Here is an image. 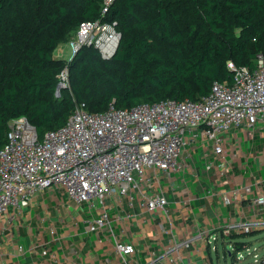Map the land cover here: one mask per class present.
I'll return each mask as SVG.
<instances>
[{
    "label": "built area",
    "instance_id": "obj_1",
    "mask_svg": "<svg viewBox=\"0 0 264 264\" xmlns=\"http://www.w3.org/2000/svg\"><path fill=\"white\" fill-rule=\"evenodd\" d=\"M115 1L103 0L100 17L80 23L66 42L68 50L58 46L68 53L66 59L83 47L96 48L104 59L114 57L122 33L118 22L107 16ZM228 67L233 82L215 81L199 100L166 99L132 108L117 107L113 101L101 112L79 103L64 126L42 139L26 116L13 119L8 141L0 149V219L15 218L48 189L64 191L75 205L88 202L92 208L102 203L99 216L85 221L86 231L94 233L98 243L112 240L120 264H189L185 250L193 245L201 251L198 243L206 242L217 251L219 237L226 243L233 234L264 231V55L258 54L253 66L229 61ZM69 77L66 66L58 75L57 96L69 87ZM197 154L217 183L230 173L237 175L236 169L242 182L234 180L231 187L219 191L214 205L222 232L216 234H207L194 215L189 187L178 191L176 205L187 209L186 220H194L192 234L181 238L163 180L172 181L175 173L189 171L198 176L190 164ZM183 181L187 186L186 178ZM107 199L122 206L127 199L130 207L137 200L155 219L161 217L152 241L140 243L138 236L131 237L130 222L116 232ZM165 218L170 226L164 225ZM233 243L234 258H245L238 248L243 241ZM72 251L82 257V245ZM209 261L214 264L211 254ZM251 264H264V259L255 255Z\"/></svg>",
    "mask_w": 264,
    "mask_h": 264
},
{
    "label": "trees",
    "instance_id": "obj_2",
    "mask_svg": "<svg viewBox=\"0 0 264 264\" xmlns=\"http://www.w3.org/2000/svg\"><path fill=\"white\" fill-rule=\"evenodd\" d=\"M102 2L0 0V149L20 116L42 139L79 103L101 112L113 101L121 108L196 101L215 81L233 82L229 61L253 66L264 55V0H116L107 16L122 33L113 58L94 47L55 56L81 22L100 17ZM66 66L70 85L57 96Z\"/></svg>",
    "mask_w": 264,
    "mask_h": 264
},
{
    "label": "crops",
    "instance_id": "obj_3",
    "mask_svg": "<svg viewBox=\"0 0 264 264\" xmlns=\"http://www.w3.org/2000/svg\"><path fill=\"white\" fill-rule=\"evenodd\" d=\"M56 49L55 56L67 57L65 52L61 51V47ZM190 164L197 170L198 176L189 171L186 175L175 173L172 181L163 180V185L167 188L166 198L170 202L168 207L179 236L185 238L194 231L193 218L186 220L184 216L187 214V209L176 205L175 202L177 201L176 193L185 190L186 187H189L194 197L192 201L194 215L203 229L207 230V234L222 232L217 226L219 219L216 216L214 204L219 202V191L231 187L234 180L242 182V177L236 169L237 175L230 173L223 177V182L217 183L214 174L204 170V161L200 154L196 155L194 161L190 160ZM184 178H186L187 186L183 181ZM209 191H212V194ZM107 203L110 206L109 216L112 226L116 232L119 227L130 222L133 232L131 237L138 236L140 243L152 241L158 230V224L162 221L161 217L155 219L153 214L142 208L137 200L134 207L128 205L127 199L124 206L114 205L110 199H107ZM102 207V203L92 208L88 202L75 205L68 202L64 191L46 190L42 195L35 197L31 206L20 211L15 218L4 216L0 219V264H120L114 252L112 240L104 238L102 243H98L97 236L86 231L85 221L90 217L99 216V210ZM228 207L223 208L225 213ZM163 222L165 226L171 224L169 218H165ZM234 235L236 234L230 238L238 239L239 236L233 237ZM220 240H222L221 237L217 240V245ZM76 245H82V257L73 253L72 249ZM198 245L201 251L195 249L196 245L185 250L187 262L212 264V261L206 263L210 254L212 256L210 247L206 242L198 243ZM152 249L156 250L157 245L154 244ZM141 261L144 262L145 259L141 258Z\"/></svg>",
    "mask_w": 264,
    "mask_h": 264
},
{
    "label": "rangeland",
    "instance_id": "obj_4",
    "mask_svg": "<svg viewBox=\"0 0 264 264\" xmlns=\"http://www.w3.org/2000/svg\"><path fill=\"white\" fill-rule=\"evenodd\" d=\"M62 46L67 49L66 43H62ZM57 50V49H56ZM57 52V51H56ZM68 55V53H65ZM239 241H243V243H239L240 251L246 255L243 259H236L232 257V254L235 252V246L233 239L231 242H222V240L218 243V250L212 251V258L214 264H251L252 260L255 258V255H259L262 259H264V231H257L252 234H243L238 237ZM249 248V249H248ZM231 253V254H230Z\"/></svg>",
    "mask_w": 264,
    "mask_h": 264
}]
</instances>
